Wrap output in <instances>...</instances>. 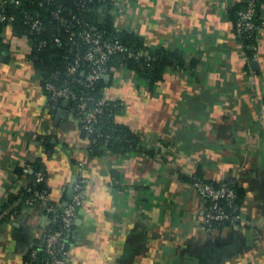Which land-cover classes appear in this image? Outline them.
Instances as JSON below:
<instances>
[{
	"label": "crops",
	"instance_id": "crops-1",
	"mask_svg": "<svg viewBox=\"0 0 264 264\" xmlns=\"http://www.w3.org/2000/svg\"><path fill=\"white\" fill-rule=\"evenodd\" d=\"M241 2L137 0L119 13L150 49L187 56L153 84L120 64L104 78L105 96L123 104L116 121L140 134L150 154L91 153L69 101H53L43 87L31 47L2 38L0 264H44L38 252L53 220L44 202L22 194L35 161L58 208L72 200L78 177L86 180L64 237L68 264H264V24L257 58L248 59L229 14ZM197 175L236 181L237 224L206 230ZM10 194L16 200L3 209Z\"/></svg>",
	"mask_w": 264,
	"mask_h": 264
},
{
	"label": "built area",
	"instance_id": "built-area-1",
	"mask_svg": "<svg viewBox=\"0 0 264 264\" xmlns=\"http://www.w3.org/2000/svg\"><path fill=\"white\" fill-rule=\"evenodd\" d=\"M107 1L0 0L1 37L7 41L14 40L12 42L16 44L11 48H16L21 41L26 42L34 54L45 51L50 45L65 48L66 53L63 56L65 70L55 71L47 76L48 78L42 77V84L53 101L58 102L65 99L72 102L69 108L79 115L81 127L86 133L94 131L100 116L105 112V105L110 101L118 100L111 96L106 97L104 92V96L96 100L91 96L90 91L95 88L99 79L105 78L110 73L112 58L128 52L118 37L107 36L98 23L105 19L107 13H111L114 16V28L118 30L123 28L119 23V13H126L128 4L135 3L137 0H110L111 4ZM246 1V9L239 13L236 35H241L243 31H260L263 27L256 25L253 21L257 13L258 0ZM49 5H53V8ZM261 5L264 6V1ZM86 12L97 13L99 20L88 18ZM17 21L25 27L27 32L23 35L18 32L9 35L6 29L15 27ZM256 49L257 45H255ZM127 54L132 55L130 52ZM256 58L257 50L253 56V59ZM69 79L80 83L83 87L79 91L75 90L68 83ZM92 101L95 102L92 103ZM95 141L96 139H93V142ZM27 170L33 173L36 182H46V175L42 170H36L31 166H27ZM85 183L84 178L78 177L72 186L74 189L72 200L59 211L55 205L50 203L47 187L34 190L33 194L28 197L30 202H44L47 213L53 214L51 219L62 225L61 230L50 232L47 235L45 251L50 257L46 264H68L64 237L82 204V190ZM192 185L208 202L207 209L200 215L207 231L215 232L226 223L237 224L239 222L241 215L240 207L236 203V181L227 180L220 184H213L199 176H194ZM28 190L31 189L28 188ZM36 253L37 251L34 250L32 257Z\"/></svg>",
	"mask_w": 264,
	"mask_h": 264
},
{
	"label": "trees",
	"instance_id": "trees-1",
	"mask_svg": "<svg viewBox=\"0 0 264 264\" xmlns=\"http://www.w3.org/2000/svg\"><path fill=\"white\" fill-rule=\"evenodd\" d=\"M264 0H258L257 2V13L253 18V21L256 25H263V9L262 2ZM108 4H111L110 0L107 1ZM50 8H53V5H49ZM247 1L243 0V3H236L229 8L230 18L234 24V30L236 33L237 22L239 20L240 11L246 9ZM11 10V8H10ZM87 17L94 20L98 19L97 13L86 12ZM98 23V22H97ZM101 29L105 31V34L109 37H118V39L126 46L128 49L127 53H132L129 55L127 53L115 55L110 62V70L112 66L123 65L125 68L133 70L141 78L148 80L150 83H155L158 80L162 79L163 72L168 67H182L186 66L187 56L184 54V51L181 49H170L168 47H160L155 50L147 47L143 39L135 32L130 31L125 28L115 29L114 28V16L111 13H107V16L103 21L98 23ZM16 29L19 32H27L25 27L17 21L15 24ZM2 26L0 25V48L3 45L1 37ZM258 32L259 31H243L241 35H237L239 42L242 44L245 54L248 59H253L255 50V45H258ZM141 52V54H137ZM65 48L62 49L58 46L50 45L45 51L35 53L37 56L36 63L40 67L41 78L50 76L55 71H64V55ZM194 63V61L190 62ZM190 65V64H189ZM43 72V73H42ZM62 79V77H61ZM62 83V81H60ZM58 82L59 84H61ZM43 83V82H42ZM71 87L79 91L83 85L78 82H74L69 79L68 82ZM106 86L105 79L101 78L96 82L95 88L91 90L90 94L96 100L103 97L104 90ZM95 101H92L94 103ZM69 106H72V102H69ZM123 104L120 99L116 101H110L109 104L105 105V112L100 116L95 129L92 133H86L90 139V152L94 154H104L105 152H114V153H125L128 151H138L143 154H150L153 150H150L144 146L142 142L141 135L131 131L126 125L118 123L116 117L120 110L122 109ZM77 114V113H75ZM79 116V115H78ZM93 139H96L93 142ZM32 168L36 170H42L39 162L35 161L32 163ZM20 171V170H19ZM43 171V170H42ZM33 177L31 183L25 187L22 191L23 197L28 198L33 194V191L36 189L46 188L47 185L42 181H35L33 173L30 174ZM199 176V175H197ZM201 177V176H200ZM30 188L31 190H28ZM237 191V200L236 203L240 207V194L238 186L236 187ZM16 200V197L12 194L9 195L8 200L1 204V207L4 209L9 204ZM57 210L61 208L57 207ZM53 214L51 213L50 216ZM230 223V222H229ZM228 223V224H229ZM62 229V225L59 222H52V228L50 232L58 231ZM46 241V240H45ZM40 257L43 259V263L46 264L47 259L50 257L45 251V243L43 248L39 250ZM29 261H33V257L30 253Z\"/></svg>",
	"mask_w": 264,
	"mask_h": 264
},
{
	"label": "water",
	"instance_id": "water-1",
	"mask_svg": "<svg viewBox=\"0 0 264 264\" xmlns=\"http://www.w3.org/2000/svg\"><path fill=\"white\" fill-rule=\"evenodd\" d=\"M251 65H252L253 67L257 68L258 63H257V61H252V62H251ZM38 255L40 256V253H38Z\"/></svg>",
	"mask_w": 264,
	"mask_h": 264
}]
</instances>
